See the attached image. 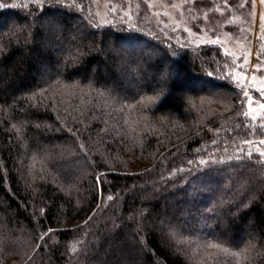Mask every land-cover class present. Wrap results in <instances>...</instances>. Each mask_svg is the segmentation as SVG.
<instances>
[{
    "label": "trees",
    "instance_id": "trees-1",
    "mask_svg": "<svg viewBox=\"0 0 264 264\" xmlns=\"http://www.w3.org/2000/svg\"><path fill=\"white\" fill-rule=\"evenodd\" d=\"M231 63L90 0H0V264H264Z\"/></svg>",
    "mask_w": 264,
    "mask_h": 264
},
{
    "label": "rangeland",
    "instance_id": "rangeland-1",
    "mask_svg": "<svg viewBox=\"0 0 264 264\" xmlns=\"http://www.w3.org/2000/svg\"><path fill=\"white\" fill-rule=\"evenodd\" d=\"M90 1L103 24L140 20L195 46H221L232 62L236 85L244 90L246 112L264 120V103L256 99H264V0Z\"/></svg>",
    "mask_w": 264,
    "mask_h": 264
},
{
    "label": "snow or ice",
    "instance_id": "snow-or-ice-1",
    "mask_svg": "<svg viewBox=\"0 0 264 264\" xmlns=\"http://www.w3.org/2000/svg\"><path fill=\"white\" fill-rule=\"evenodd\" d=\"M262 143H264V141H262ZM249 155H251V153H249ZM261 155H264V153H261Z\"/></svg>",
    "mask_w": 264,
    "mask_h": 264
}]
</instances>
